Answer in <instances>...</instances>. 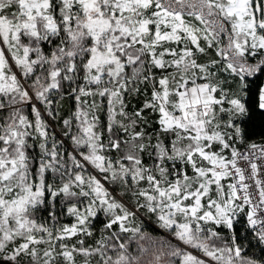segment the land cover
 Instances as JSON below:
<instances>
[{
	"label": "snow or ice",
	"instance_id": "1",
	"mask_svg": "<svg viewBox=\"0 0 264 264\" xmlns=\"http://www.w3.org/2000/svg\"><path fill=\"white\" fill-rule=\"evenodd\" d=\"M256 117L264 0H0V264H264Z\"/></svg>",
	"mask_w": 264,
	"mask_h": 264
},
{
	"label": "trees",
	"instance_id": "2",
	"mask_svg": "<svg viewBox=\"0 0 264 264\" xmlns=\"http://www.w3.org/2000/svg\"><path fill=\"white\" fill-rule=\"evenodd\" d=\"M70 105H71V101L66 99L64 101V111L62 112V115H67V112H68ZM26 112L30 113V110L26 109ZM262 133H264V129H262V127L260 125L259 117H256L255 122L249 126L250 141L251 142H262V141H264V134H262ZM114 194H115V190H114ZM61 223H71V218L61 217ZM100 227H101V225L99 223H97V225H96L97 231L95 232L94 237L92 239H89V241H88L89 243H92V242H94L95 239L99 238L98 229ZM144 231L150 233L151 236L154 238L167 237L173 243H177V241H175V239L173 237L168 236V234L166 232L158 229L154 225V223L147 220L146 218L144 220ZM223 234H226V233H223ZM236 234L238 237H240V243L247 249V254L251 255L253 252H256L257 255L259 254L258 249H256L255 247H249L248 246L249 241H251L252 245H255V241L252 239L251 235L245 231L243 223L237 225ZM132 250L135 254H139V253L135 252V250H136L135 244L132 245ZM151 251H152V249L150 247L149 252L142 255L143 264H148V262L152 259ZM191 251H193L194 254H196V255H197V253H199L196 250H191Z\"/></svg>",
	"mask_w": 264,
	"mask_h": 264
},
{
	"label": "rangeland",
	"instance_id": "3",
	"mask_svg": "<svg viewBox=\"0 0 264 264\" xmlns=\"http://www.w3.org/2000/svg\"><path fill=\"white\" fill-rule=\"evenodd\" d=\"M155 225V224H154ZM156 226V225H155ZM157 227V226H156ZM158 228V227H157ZM159 229V228H158ZM161 231H164V230H162V229H160ZM197 255H201L200 253H197Z\"/></svg>",
	"mask_w": 264,
	"mask_h": 264
},
{
	"label": "built area",
	"instance_id": "4",
	"mask_svg": "<svg viewBox=\"0 0 264 264\" xmlns=\"http://www.w3.org/2000/svg\"><path fill=\"white\" fill-rule=\"evenodd\" d=\"M257 143H260V142H257Z\"/></svg>",
	"mask_w": 264,
	"mask_h": 264
},
{
	"label": "bare ground",
	"instance_id": "5",
	"mask_svg": "<svg viewBox=\"0 0 264 264\" xmlns=\"http://www.w3.org/2000/svg\"><path fill=\"white\" fill-rule=\"evenodd\" d=\"M257 143V142H256Z\"/></svg>",
	"mask_w": 264,
	"mask_h": 264
}]
</instances>
